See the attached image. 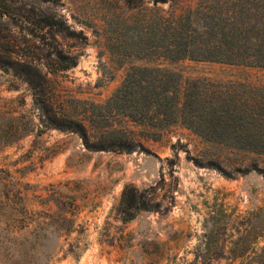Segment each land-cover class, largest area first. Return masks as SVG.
<instances>
[{"label": "rangeland", "instance_id": "rangeland-1", "mask_svg": "<svg viewBox=\"0 0 264 264\" xmlns=\"http://www.w3.org/2000/svg\"><path fill=\"white\" fill-rule=\"evenodd\" d=\"M200 1L0 0L28 18L16 24L0 17V264L264 263V235L256 237L264 229V216L257 217L263 176L227 177L197 166L196 159L220 149L181 125L147 141L145 151H88L79 135L45 127L27 81H38L40 71L58 109L89 119L133 66L166 67L184 82L264 84L260 69L129 56L157 41L163 17ZM48 18L64 21L79 38L51 31L41 22ZM56 51L77 56L78 65L60 71ZM112 124L119 122L95 125ZM127 185L148 190L151 202L125 223L118 208ZM221 209L229 223L215 226L208 251L204 234Z\"/></svg>", "mask_w": 264, "mask_h": 264}, {"label": "trees", "instance_id": "trees-1", "mask_svg": "<svg viewBox=\"0 0 264 264\" xmlns=\"http://www.w3.org/2000/svg\"><path fill=\"white\" fill-rule=\"evenodd\" d=\"M155 3L166 4L168 0ZM0 17H8L16 24L23 17L28 19L14 15L6 3H0ZM41 22H46L44 26L51 31L79 38L62 20L50 18ZM157 26V41L129 56L147 61L155 57L170 63L189 60L264 70V0H202L196 6L163 17ZM56 56L60 71L78 65L75 55L56 51ZM34 71L39 80L33 76L27 81L33 90L34 106L44 115L42 123L46 122L47 128L79 135L88 151H145L147 141L157 142L170 127L181 125L220 149L207 154L206 161L196 159L197 166L215 169L227 177L251 173L264 177V84L204 78L184 82L180 73L166 67L133 66L121 87L89 119L58 109L49 95L48 81L40 71ZM111 118L119 125H95L99 119ZM150 202L148 190L127 185L118 213L123 222H129L140 212L148 211ZM257 215L264 216V210ZM210 220L213 226L204 234L208 251L217 241L215 226L223 222L227 229L228 213L221 209L211 214ZM263 235L264 229H260L256 237Z\"/></svg>", "mask_w": 264, "mask_h": 264}]
</instances>
